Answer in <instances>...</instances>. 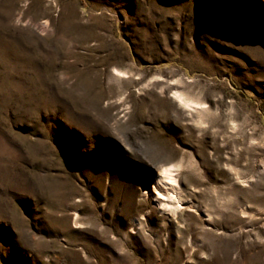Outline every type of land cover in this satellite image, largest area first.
<instances>
[{
  "label": "rangeland",
  "instance_id": "obj_1",
  "mask_svg": "<svg viewBox=\"0 0 264 264\" xmlns=\"http://www.w3.org/2000/svg\"><path fill=\"white\" fill-rule=\"evenodd\" d=\"M0 264H264V0H0Z\"/></svg>",
  "mask_w": 264,
  "mask_h": 264
},
{
  "label": "bare ground",
  "instance_id": "obj_2",
  "mask_svg": "<svg viewBox=\"0 0 264 264\" xmlns=\"http://www.w3.org/2000/svg\"><path fill=\"white\" fill-rule=\"evenodd\" d=\"M180 101L184 102V100L181 97H180ZM184 103L187 106H189L186 102ZM176 185H177V181H176L175 170L173 169V167H168V168H164L160 172L156 181V186L154 188L155 191L157 192L158 197L173 199L172 195L175 194L174 190ZM170 193L172 194L171 196Z\"/></svg>",
  "mask_w": 264,
  "mask_h": 264
}]
</instances>
